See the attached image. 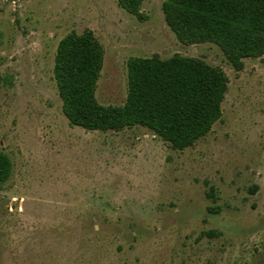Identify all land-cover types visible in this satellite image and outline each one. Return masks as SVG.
<instances>
[{
  "label": "rangeland",
  "instance_id": "obj_1",
  "mask_svg": "<svg viewBox=\"0 0 264 264\" xmlns=\"http://www.w3.org/2000/svg\"><path fill=\"white\" fill-rule=\"evenodd\" d=\"M165 0L145 20L117 0H0V264H264V56L236 71L219 46L185 45ZM92 30L96 96L123 105L127 61L197 57L229 79L223 116L185 150L151 130L70 123L54 78L59 42Z\"/></svg>",
  "mask_w": 264,
  "mask_h": 264
},
{
  "label": "trees",
  "instance_id": "obj_2",
  "mask_svg": "<svg viewBox=\"0 0 264 264\" xmlns=\"http://www.w3.org/2000/svg\"><path fill=\"white\" fill-rule=\"evenodd\" d=\"M145 20L144 0H117ZM168 27L185 45L213 43L240 72L246 59L264 56V0H165ZM105 52L92 30L71 32L58 44L54 78L70 123L88 131L145 127L173 148L185 150L211 132L223 116L229 89L226 73L197 57H131L123 105H103L96 96ZM13 174L0 150V185Z\"/></svg>",
  "mask_w": 264,
  "mask_h": 264
}]
</instances>
